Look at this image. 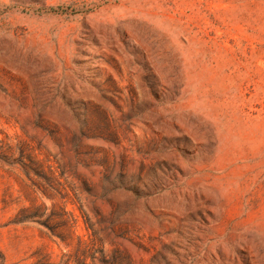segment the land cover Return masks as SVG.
I'll list each match as a JSON object with an SVG mask.
<instances>
[{
    "label": "rangeland",
    "instance_id": "obj_1",
    "mask_svg": "<svg viewBox=\"0 0 264 264\" xmlns=\"http://www.w3.org/2000/svg\"><path fill=\"white\" fill-rule=\"evenodd\" d=\"M0 264H264V0H0Z\"/></svg>",
    "mask_w": 264,
    "mask_h": 264
}]
</instances>
